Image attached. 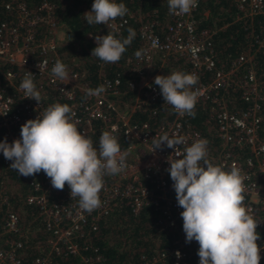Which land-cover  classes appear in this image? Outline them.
I'll list each match as a JSON object with an SVG mask.
<instances>
[{
  "label": "built area",
  "instance_id": "2783aa9c",
  "mask_svg": "<svg viewBox=\"0 0 264 264\" xmlns=\"http://www.w3.org/2000/svg\"><path fill=\"white\" fill-rule=\"evenodd\" d=\"M236 10L235 19L256 17L264 19V0H232ZM117 2V1H116ZM197 6L188 14H171L169 21L154 30L155 21L137 13L139 51L130 65L135 78L127 81L126 89L132 93L130 101L121 105L117 100L121 93L117 76L101 75L96 84L89 83L80 71L77 55L67 58L59 48L72 40V33L57 24L48 0H39L36 9L21 0H3L0 7L7 13L0 18V141L11 143L20 138V127L28 119H34L48 107L43 93L50 88L58 98L68 102L75 112L73 117L78 131L90 138L99 149V138L104 131L116 129L127 142L121 148L126 153L125 167L119 174L105 175L104 186L99 193L101 206L88 213L78 206V198H71L65 184L63 190L55 189L50 178L41 171L28 180V188L22 192L25 203L35 209L33 219L38 222L35 231L44 234L39 241L25 239L19 214L9 202V191L0 179V264H21L22 255L29 247L38 250L27 264H53L54 255L76 256L80 264H106L97 248L77 237L95 229L101 218L107 216L116 202L127 204L132 213L144 207L157 211V222L171 237L155 254L134 264H199V257L190 259L191 242L185 241L182 228L183 210L178 206L173 181L167 169L168 160L176 159L173 149L162 144L153 149L154 140L164 135L183 136L188 145L196 139H206L207 159L222 166L226 171L232 167L244 177V206L258 221L257 231L263 237L257 241L260 260H264V74L258 72L254 49H247L229 60L219 58L212 46L214 29L199 27L195 18ZM126 22V16L103 24L106 34L117 35ZM116 25L114 31L111 27ZM226 24V23H224ZM245 35L259 45L260 39L252 32L249 23ZM59 29L61 31H59ZM90 32L85 33L88 39ZM75 47V45H74ZM255 47V48H256ZM59 60L66 65L68 82L57 79L51 68ZM46 62V63H45ZM40 65V69L38 67ZM102 70L104 62L98 60ZM33 74V82L40 92L41 102L25 98L19 87L26 72ZM173 71L193 73L198 77L192 91L197 102L206 104L203 119L208 137L193 127L189 115H179L161 97L159 86L153 83L157 75ZM106 85L99 97H86L85 89ZM161 101L157 103L158 98ZM238 102L245 103L240 106ZM162 107L163 115L158 121L150 118L132 119L134 111H146L153 115ZM6 113V114H4ZM99 133L97 141L93 134ZM185 144L178 145L183 151ZM0 157L3 164L10 160ZM35 235H30L33 237ZM180 253L178 259L176 252Z\"/></svg>",
  "mask_w": 264,
  "mask_h": 264
},
{
  "label": "clouds",
  "instance_id": "9594fccd",
  "mask_svg": "<svg viewBox=\"0 0 264 264\" xmlns=\"http://www.w3.org/2000/svg\"><path fill=\"white\" fill-rule=\"evenodd\" d=\"M198 0H167L171 14H188ZM128 9L116 0H93L91 10L85 12L88 25H109L122 18ZM116 30V25H111ZM128 36L118 39L112 33L97 35L91 55L105 63L118 62L135 37L129 28ZM141 56V51L136 52ZM46 63V62H45ZM40 69V65L38 64ZM51 73L61 82H68L65 64L57 60ZM198 77L193 73L173 71L157 75L153 83L159 86L164 102L181 116L195 117L197 95L192 88ZM19 87L25 98L41 102L40 92L33 82V74L26 72ZM106 85L85 89L86 97H99ZM6 114V113H4ZM75 112L67 104L53 103L42 114L26 120L20 127V138L11 143L0 141V151L11 167L23 176H34L43 171L51 185L63 190L67 184L71 198H78L81 210L91 213L101 206L99 193L105 175L119 174L125 167L126 153L121 152L116 131H104L99 138V149L90 138L83 136L73 120ZM154 148L162 144L176 153L168 160L167 169L176 201L183 210L182 228L185 241L199 244V264H259L260 248L257 241L258 221L244 206V177L238 168L225 170L207 159L206 139L187 144L183 136L164 135L153 142ZM185 144L183 151L177 146ZM180 258V253H175Z\"/></svg>",
  "mask_w": 264,
  "mask_h": 264
},
{
  "label": "trees",
  "instance_id": "16d2710c",
  "mask_svg": "<svg viewBox=\"0 0 264 264\" xmlns=\"http://www.w3.org/2000/svg\"><path fill=\"white\" fill-rule=\"evenodd\" d=\"M3 0H0V2ZM25 2L33 10L36 9L39 0H21ZM53 4L52 12L57 24L69 30L73 37L68 44L59 48L64 51L65 55L74 54L81 60L80 71L84 79L91 84H96L101 75L108 77L117 76L119 79V88L121 93L117 97L119 103L123 106L130 101L132 93L126 89V83L135 78L130 71V65L136 52L139 51L138 38V21L135 16L137 13L144 14L146 17L155 21L153 26L159 34L162 33L161 26L169 21L167 0H116L118 3H124L128 9L126 13V22L116 35L118 39H124L128 36V29L135 30V37L130 45L126 46V51L122 54L121 59L116 63H105L100 70L97 61L99 58L91 55L92 49L96 46L94 38L97 35H106L103 24L88 25L85 20L87 11L91 10L93 0H48ZM236 10L232 0H199L195 18L199 27L214 29L212 33V46L215 54L223 59L229 60L238 53H242L247 49H254V59L258 72L264 74V19L256 17H242L235 19ZM7 13L0 7V18L6 16ZM226 23V24H224ZM252 25V32L260 39L259 45L253 41V37L245 35ZM161 27V28H160ZM90 32V38L85 37V33ZM75 45V47H74ZM256 47V48H255ZM43 97L48 106L53 103L67 104L68 102L58 98L55 93L48 88ZM162 97V95H161ZM158 98L157 103L161 101ZM240 106L245 103L238 102ZM264 106V100L261 103ZM264 108V107H263ZM156 114L147 116L146 111H134L132 119L143 120L150 118L152 121H158L163 115L162 107L158 108ZM195 117H188V121L193 127L197 128L201 133L208 137L211 144L214 137L208 136L206 132L205 122L206 104L198 102L195 105ZM100 134L94 133L93 140L97 141ZM120 147H124L127 137L121 133L115 136ZM3 164L0 157V179L3 184L8 182L18 186L19 194L12 195L9 191V202L17 212H25L28 217L35 214V209L31 205L25 203L21 198L22 192L28 188V180L32 176L20 175L9 165ZM18 195V196H17ZM17 196V197H16ZM4 212H0V223ZM36 220V219H35ZM84 236L77 237L80 242H86L97 248V251L103 256L106 264H134L141 256H151L159 251L164 245L170 243L171 237L164 232L157 222V211L152 207H144L137 213H132L129 206L123 202H116L113 210L105 217L101 218L98 226L91 229ZM260 239L263 235L261 232ZM44 234L38 230L36 235L28 238L30 242L41 240ZM30 236V234H29ZM259 239V240H260ZM199 244L192 241L188 253L190 259L198 256ZM38 252L37 249L29 247L22 255L21 264H27L29 258ZM53 264H80L76 256L69 254L54 255ZM160 264H170L164 260ZM259 264H264V260H260Z\"/></svg>",
  "mask_w": 264,
  "mask_h": 264
},
{
  "label": "rangeland",
  "instance_id": "374dc122",
  "mask_svg": "<svg viewBox=\"0 0 264 264\" xmlns=\"http://www.w3.org/2000/svg\"><path fill=\"white\" fill-rule=\"evenodd\" d=\"M80 62H81V60H80ZM5 187L10 189V192L12 195L19 194V191L17 189L18 186H15L14 184L8 182L5 185ZM21 198H22V196H21ZM18 214L20 217L22 233H23L25 239L30 238L29 234L31 236L36 235V231H35L36 228H34V227L37 226L38 222H36V220H34L32 216L28 217V215L27 216L23 215V214H25V212H18Z\"/></svg>",
  "mask_w": 264,
  "mask_h": 264
},
{
  "label": "crops",
  "instance_id": "0c3cea01",
  "mask_svg": "<svg viewBox=\"0 0 264 264\" xmlns=\"http://www.w3.org/2000/svg\"><path fill=\"white\" fill-rule=\"evenodd\" d=\"M61 28L64 30L65 28L63 27V26H61ZM59 31H61L60 29H59ZM74 54H70V55H67V58H70V57H72Z\"/></svg>",
  "mask_w": 264,
  "mask_h": 264
}]
</instances>
